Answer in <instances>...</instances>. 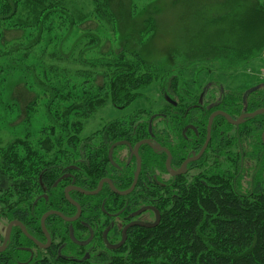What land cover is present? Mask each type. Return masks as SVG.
<instances>
[{
	"label": "trees",
	"instance_id": "trees-1",
	"mask_svg": "<svg viewBox=\"0 0 264 264\" xmlns=\"http://www.w3.org/2000/svg\"><path fill=\"white\" fill-rule=\"evenodd\" d=\"M91 1L95 9L88 14L70 8L63 0H0V102L14 101L7 103L8 112L16 117L19 111L24 110L27 115L25 121L29 124V115L42 101L43 115L47 120V124L36 130L39 135H34L37 139L35 142L34 137L27 133L14 137L12 142L2 143L3 139H0L1 224L13 218L18 219L17 207L28 203V198L21 194L23 189L28 188L22 178V163L36 161L43 165L64 162L60 157L68 154L63 148L81 146L86 147L85 152L92 162L96 163L97 158L99 162L102 161V151L99 150L101 143H96L97 136L109 129L115 136L119 131L118 127L113 128L116 121H109L90 135H84L83 128L85 120L108 101L116 108H126L141 98L143 89L159 81L165 84V89L174 100L179 99L175 107L163 100L162 111L174 117L185 111L186 122L195 109L190 107L187 110L184 106V111H180L179 88L180 77L190 65L205 64L200 66L199 72L206 77L211 74L215 76V73L224 76L241 66H248L252 58L264 50V34H254L248 24L240 21L246 12L252 13L251 20L257 16L260 20H256L261 21L264 18V0H214L216 10L213 11L219 13L205 16L204 26H208L209 30L216 29L212 30V35L224 37L210 39L200 48L195 43L197 52L206 51L210 54L207 57H201L196 52L194 56L183 55L180 62L174 59L172 64L165 66H161L165 63L162 58L147 61L136 46L130 45L135 41L130 42L127 36L115 31L117 24L114 16L102 9V6L108 9L106 0ZM88 15H92V18ZM88 19L111 27V32L116 34L115 44L124 37L126 45L109 48L111 50L107 55L99 53L97 57L87 56L88 48L98 47L97 38L84 34L71 41L70 34H73L72 28L80 29V32L88 31L85 26ZM215 23L218 27L214 26ZM215 51L219 53L215 54ZM23 71H27L30 78L16 81L14 88L6 90V84L17 80L15 76ZM33 79L37 86L35 89ZM245 88L229 93L220 102L219 106L232 118L244 107L247 111L264 107V86L249 92L243 99ZM32 93L37 94L33 102L32 99L26 102L20 98V95L25 94V99H28ZM184 98L194 99L188 93ZM12 104L15 108L10 107ZM159 110L128 115L150 116L158 114ZM60 115L66 117L64 123H61ZM158 121L160 119L155 116L154 128ZM142 123L143 127L136 130L135 141L147 134V123ZM174 124H178L177 119ZM175 125V130H178ZM214 125L218 130L232 128L222 116L214 120ZM263 129V113L247 118L239 125L238 136L244 145L245 165L242 169H232L230 177L222 173H208L185 179L181 185L180 180L171 179L169 185L158 189L145 187L138 182L133 191L123 196L114 194L107 186L95 195L71 193L72 198L79 197L82 207L80 220L93 215L102 216L101 206L111 211V203H102L101 197L104 195L116 197L122 204L118 209L129 199L128 205L137 211L152 202L159 218L155 225L131 226L120 245L107 252L91 255L78 262H64L51 256L39 257L36 263L30 264H264ZM146 150L151 152L144 144L139 151L142 174L146 170ZM103 153L106 159V152ZM6 181L8 190L4 187ZM82 188L91 190L95 185ZM62 189L63 186L56 184L51 188L52 195L46 200L41 199L35 227H39L38 218L48 209L58 210L62 214L75 211L64 199ZM76 223L68 226L52 215L46 225L48 228L51 225L55 231L59 229L64 234L71 232L74 235ZM16 245L17 239L13 236L8 248L0 251V264H19L22 255Z\"/></svg>",
	"mask_w": 264,
	"mask_h": 264
},
{
	"label": "flooded vegetation",
	"instance_id": "flooded-vegetation-1",
	"mask_svg": "<svg viewBox=\"0 0 264 264\" xmlns=\"http://www.w3.org/2000/svg\"><path fill=\"white\" fill-rule=\"evenodd\" d=\"M194 68L192 88L186 84L183 76L180 77V111L184 106H186L187 110L190 107L195 109L193 115L187 117L188 121L184 122V110H182L184 112L180 116L174 117L163 112V107L157 112L158 114L150 116L124 115L113 119L116 121L113 128L118 127L119 130L115 133L116 137L110 129L99 133L97 136L96 143H101V147H99V150L102 151L101 162H99L98 158L96 163L92 162L85 152L87 150L86 147L81 146L63 148L62 150L68 154L60 157L64 162H52L43 165L35 162L26 164V166L25 163H22V178L28 188L26 190L23 189L21 194L23 197L28 198V203H22L17 207L18 219L7 220L2 227L3 229H0V247L5 238L7 226L11 221H19L26 232L18 224H12L6 245L1 251L8 248L11 238L15 236L17 239L16 248L22 255V260H18L19 264L36 263L39 257L46 256H51L64 262H78L79 260L87 259L91 255H98L101 252L116 248L133 225H155L158 221L159 213L152 202L146 208L143 207L137 211L128 205V201H131L129 199L125 200L123 207L118 209L122 205L121 202L117 201L116 197L104 195L101 197L102 203H111V211L108 209L104 210L101 206L102 216L93 215L88 219L80 220L82 207L78 201L79 197L74 199L70 195L74 192L85 196L95 195L105 186L114 194L126 195L115 192L112 187L117 191H124L130 187L137 169V156L140 159V169L135 186L140 182L145 187L153 186L157 189L169 185L171 179L180 180L181 185L185 179L193 176L222 173L226 177H230L232 169L238 167L242 169L245 165L243 159L244 145L238 136V127L247 117H244L243 121L238 125H234L220 113L226 112L219 106L224 96L238 89H232L230 87L231 83H229V86L228 83L223 81V79H226L225 75V77L219 75L222 78L219 79L211 74V76H205L206 78L200 83L198 75L201 73L198 72L196 67ZM261 86H264V80H259L256 84L245 88L243 99L249 92ZM163 90L161 96L165 103L175 107L179 103V99L176 98L174 100L165 88ZM187 93L194 99L184 98ZM248 112L252 111H247L246 107H244L234 118L226 114L230 119L236 120L240 115ZM155 116L160 121L154 124V128L153 118ZM211 116L212 121L208 131V123ZM218 116L224 117L225 121L232 125V128L227 129L226 127L225 129L223 127L218 130L215 125L213 126L214 120ZM175 119L178 120L177 125L174 124ZM142 121L147 123V134L142 139L135 141L137 128L143 127ZM174 125L178 126V130H175ZM152 129L154 130V132L152 131L153 134L151 133ZM117 137L121 138L116 139ZM142 140H148V142L140 143L135 154V145ZM119 143L121 146L117 147L116 145ZM205 143L206 146L202 149ZM144 144L150 148L151 152L146 150L148 154V157L145 158L146 170L142 174V157L139 151ZM103 152H106V159ZM238 162L239 164H237ZM181 168L182 171L178 172ZM100 182H102L101 188L97 193H84V191L95 190ZM56 184L63 186V197L75 208V211L71 214H62L58 210L48 209L45 212L50 210L57 211L69 219L77 214L79 206L80 214L73 220H65L56 213H50L44 220L46 231L44 232L41 226V217L45 212L38 218L39 227H35L40 211V201L41 199L46 200L52 195L51 188ZM89 185H95V188L91 190L82 188V186ZM117 186L127 187L125 189H117ZM66 193L74 203L67 199ZM146 212L148 216L143 217ZM52 215L57 216L67 223L68 226L77 221L73 232L74 235L71 232L64 234L59 229L55 231L51 225L48 228L46 225L47 219ZM15 227L18 230H14ZM29 228L33 231H30ZM46 233L49 235V242ZM90 241H93V243H90Z\"/></svg>",
	"mask_w": 264,
	"mask_h": 264
},
{
	"label": "rangeland",
	"instance_id": "rangeland-1",
	"mask_svg": "<svg viewBox=\"0 0 264 264\" xmlns=\"http://www.w3.org/2000/svg\"><path fill=\"white\" fill-rule=\"evenodd\" d=\"M107 8L102 6V9H105L106 12H110L112 17L114 16L115 31L121 36H127L128 40L131 43V46H136L139 49L140 54L147 61L155 60H164V64H172L173 60L180 62V57L183 55L194 56L197 52L195 48V43H197V48H200L209 40H215L224 37L222 35L218 38L219 35L213 34L212 30L205 25L203 18L208 15H216L219 12H215L216 6L213 4L214 0H106ZM64 4L73 9H78L82 13H88L95 9V4L91 0H63ZM206 8V9H204ZM211 13V14H210ZM252 13L246 12L241 17V22L248 24L250 31L257 35L264 34V18H258L253 16L252 20L250 16ZM92 18V15H88ZM256 18L258 20H256ZM86 22V29H89L85 32H80V29H74L71 36V41L75 39L76 36H84L88 34L97 38L99 41L98 47L88 48L86 54L90 57H97L99 53L107 55L113 47V49L123 47L126 45L124 37L120 38V41H117V44L114 42L116 34L111 32V27L107 26L105 23L100 22L96 24L95 19H88ZM83 26V25H82ZM214 26H217L215 23ZM218 27V26H217ZM81 35H77L80 34ZM141 33L142 36H141ZM145 35H147L145 37ZM212 35V37H211ZM115 36V37H114ZM228 37V36H226ZM128 44V43H127ZM220 48V47H219ZM217 48V49H219ZM225 52V51H224ZM213 53V52H212ZM219 53L215 51V54ZM201 57H207L210 55L206 51L197 52ZM103 55V56H104ZM205 64H194L190 65L184 73L183 77L186 81V84L192 88L193 81V70L194 67L197 68L198 72L201 70L200 66ZM163 69L165 67H162ZM214 71L213 69H211ZM210 70V71H211ZM264 50L257 53L249 65L245 67L241 66L239 69L228 73L226 79H223L224 82L231 83L232 89H242L243 87H249V85L256 84L259 80H264ZM211 74V73H210ZM220 73H215V76L218 78ZM199 76V82L201 83L205 79V74L201 73ZM17 80L6 84V90L14 88L15 82L19 80L26 81L30 78V74L26 71L20 73V75L15 76ZM32 78V77H31ZM220 79V78H219ZM252 80V81H251ZM34 89L37 87L33 79ZM100 79L97 81L99 84ZM21 83V82H20ZM248 85V86H247ZM165 84L159 81L153 83L150 87L143 89L142 96L131 105L126 108H116L109 101L95 112L91 117L85 120L83 134L90 135L99 130L104 124L113 119L120 118L121 116L136 113L139 111L154 112L162 107L163 98L161 92L164 91ZM34 93L30 95L28 99H25V94L22 97L26 102L30 99H35ZM22 100V101H23ZM14 103V101L4 100L0 102V139H3L2 143L12 142L14 137L23 136L25 133L32 135L34 137L39 134L36 133L39 126L47 124V120L43 115V106L42 101H40L36 109H33L29 115L30 122L27 124L26 114L23 111H19L16 117H12V113H9V107L7 103ZM24 104V102H23ZM10 107L15 108L12 104ZM149 112V113H150ZM61 123L65 122L63 115H60ZM58 118V117H57ZM97 130V131H98ZM30 133V134H29ZM35 139V137H34ZM37 139L34 140V142ZM33 162H26V164H32ZM9 167V164H6ZM12 165H10L11 167ZM21 166V165H20ZM14 174V173H11ZM18 175V173H17ZM5 182L6 190L9 189ZM148 213H144L143 217H147ZM5 223L0 226L3 227ZM3 229V228H2Z\"/></svg>",
	"mask_w": 264,
	"mask_h": 264
},
{
	"label": "water",
	"instance_id": "water-1",
	"mask_svg": "<svg viewBox=\"0 0 264 264\" xmlns=\"http://www.w3.org/2000/svg\"><path fill=\"white\" fill-rule=\"evenodd\" d=\"M220 113H221L222 115H224V116L226 117V119H227L229 122H231V123L234 124V125H238L240 122L243 121V118H244V117L251 118V117H254V116L257 115V114L264 113V108H259V109H256V110L252 111V112L244 113V114L240 115L236 120H232V119H230V117H229L226 113H224V112H220ZM211 121H212V116H211L210 119H209V123H208V131H209V127H210ZM261 140H262V142L264 143V129H263V131H262V133H261ZM143 142H148V140H142V141L139 142L137 145H135V148H134V152H135V154H136L137 146H138L140 143H143ZM205 146H206V143L204 144V146L202 147V149H204ZM137 161H138V162H137V169H136V172H135V174H134L133 182H132V184L130 185V187H129L127 190H124V191H117L114 187L111 186L112 189H113L115 192H117V193H119V194H127L128 192H130V191L134 188V186H135V184H136V180H137V175H138V172H139V169H140V159H139L138 156H137ZM183 167H184V166H183ZM183 167H182V168H183ZM182 168L179 169L178 172H181V171H182ZM263 175H264V173H263ZM101 183H102V182H100V183L98 184V186H97V188H96L95 190H93V191H84V193H87V194H95V193H97L98 190L101 188ZM66 197H67V199H68L70 202L74 203V202L70 199V197L68 196L67 193H66ZM77 206H78V205H77ZM50 213H56V214L60 215L61 217H63L65 220H73V219H75V218H77V217L79 216V214H80V207L78 206L77 214H76L73 218H69V219L66 218V217H64V216H62V214H60V213L57 212V211L50 210V211L45 212V213L42 215V217H41V226H42V229L44 230V232H46V231H45V227H44V220H45L46 216L49 215ZM12 224H18V225L22 228V230H23L24 232H26L25 229H24V227L22 226V224H21L19 221H16V220L11 221V222L8 224V226H7L6 233H5V238H4V241H3L2 246L0 247V251H1V250L5 247V245H6V241H7L8 237H9V232H10V228H11ZM46 236H47V240H48V242H49V241H50V238H49V235H48L47 233H46Z\"/></svg>",
	"mask_w": 264,
	"mask_h": 264
},
{
	"label": "built area",
	"instance_id": "built-area-1",
	"mask_svg": "<svg viewBox=\"0 0 264 264\" xmlns=\"http://www.w3.org/2000/svg\"><path fill=\"white\" fill-rule=\"evenodd\" d=\"M263 74H264V72H263Z\"/></svg>",
	"mask_w": 264,
	"mask_h": 264
}]
</instances>
